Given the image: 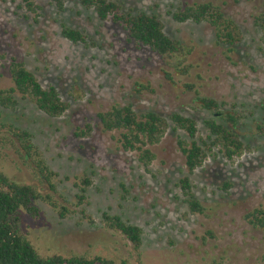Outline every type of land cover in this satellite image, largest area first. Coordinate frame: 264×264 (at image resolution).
<instances>
[{"label":"rangeland","instance_id":"374dc122","mask_svg":"<svg viewBox=\"0 0 264 264\" xmlns=\"http://www.w3.org/2000/svg\"><path fill=\"white\" fill-rule=\"evenodd\" d=\"M114 1L125 12L157 15L165 33L184 46L181 56L164 59L129 43L122 27L100 21L78 0H66L63 12L52 0H34L36 13L24 0H0V89L13 87L9 64L15 58L44 88L56 87L69 105L59 118L46 116L20 95L15 110L0 107V126L12 124L33 135L55 176L52 185L46 182L7 130L0 132L10 140H0V170L70 211L60 218L56 209L38 201L39 218L21 214L23 232L42 256H100L115 264H264V230L246 219L264 209V29L259 26L264 0ZM203 2L220 6L237 23L238 45L218 44L207 23L173 20L172 13L185 4ZM63 24L84 32L87 44L65 39ZM195 91L237 119L235 131L246 148L233 161L214 150L191 176L203 214L190 212L179 186L187 175L178 146L179 139L190 142L184 131H173L171 124L151 147L156 159L146 169L137 152L123 150L120 133L104 132L97 117L127 105L138 114L154 111L167 119L180 113L193 118L199 138L207 140L205 122L225 119L200 108ZM88 123L92 136L77 137ZM84 187L86 199L80 204L77 196ZM105 213L142 229L139 252L106 226Z\"/></svg>","mask_w":264,"mask_h":264},{"label":"trees","instance_id":"16d2710c","mask_svg":"<svg viewBox=\"0 0 264 264\" xmlns=\"http://www.w3.org/2000/svg\"><path fill=\"white\" fill-rule=\"evenodd\" d=\"M27 9L36 13L39 9L34 0H24ZM59 12L65 9L66 0H52ZM86 10H94L98 19L102 22L111 21L123 28L127 33V41L136 44L137 47L149 48L152 52L164 59H173L181 56L184 46L177 40L171 39L165 33V26L155 14L146 12H125L122 5L114 0H78ZM173 20L179 24L192 22L197 25L207 23L215 30L218 44L230 49L238 45L242 35L237 23L227 17L220 6L212 2L185 4L172 13ZM259 26L264 29V18L259 20ZM62 36L73 44H87V36L84 32L62 25ZM4 59L0 55V61ZM9 71L13 87L0 89V107L7 110H15L18 107L17 95L22 99H29L46 116L59 118L69 109V105L62 101L56 87L44 88L36 76L30 72L22 62L12 58ZM168 79H171L167 74ZM188 90L194 86L187 85ZM195 101L200 108L217 114L225 119V123H219L211 118L205 122L209 131L207 140L199 138L197 123L193 118L180 113H173L168 119L154 111L138 114L131 105L113 107L110 111L100 112L97 117L104 132H119L118 142L124 151L137 152L140 163L147 169L156 159L151 147L156 146L164 138L173 125V131H184L190 142L178 140L180 151L185 157L187 175L179 182L182 193L187 197L190 212L203 214L205 208L195 199L192 192L191 176L201 168L205 160L218 150L228 161L242 156L246 150L244 143L237 134V119L230 114L220 113L221 104L216 100L200 96L195 91ZM7 130L16 143L25 152L27 159L32 160L43 179L51 184L55 173L46 165L41 153L33 143V135L12 124H2L0 132ZM93 126L88 123L84 128L78 129L75 135L79 138L92 136ZM1 141L9 139L0 137ZM0 141V142H1ZM85 184L90 185L89 178ZM53 188V186H52ZM225 190L229 185H225ZM77 197L80 204L86 199L87 187L81 189ZM42 201L56 209L60 218H65L70 211L58 204L51 196L43 197L38 189L30 184L20 183L0 170V264H115L106 258L95 256H71L61 255L42 256L34 247L28 236L22 229V212L31 218L40 216L37 202ZM246 219L255 228L264 230V209H255L248 213ZM106 226L115 232L125 236L132 244L133 249L139 252L143 243V232L138 226L128 224L120 216L104 214ZM122 264H127L123 261Z\"/></svg>","mask_w":264,"mask_h":264}]
</instances>
